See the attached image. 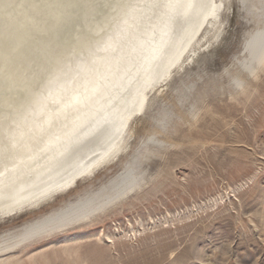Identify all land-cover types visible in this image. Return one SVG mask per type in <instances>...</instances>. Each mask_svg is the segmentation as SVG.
<instances>
[{
    "label": "rangeland",
    "instance_id": "rangeland-1",
    "mask_svg": "<svg viewBox=\"0 0 264 264\" xmlns=\"http://www.w3.org/2000/svg\"><path fill=\"white\" fill-rule=\"evenodd\" d=\"M118 1L29 6L42 29L11 45L16 84L0 81V171L18 169L0 185L1 210L96 152L118 115L109 103L132 83L145 102L115 156L39 206L0 213V238L95 195L125 166L135 187L89 223L0 251V264H264V65L242 63L264 0Z\"/></svg>",
    "mask_w": 264,
    "mask_h": 264
},
{
    "label": "bare ground",
    "instance_id": "bare-ground-1",
    "mask_svg": "<svg viewBox=\"0 0 264 264\" xmlns=\"http://www.w3.org/2000/svg\"><path fill=\"white\" fill-rule=\"evenodd\" d=\"M118 2H120V0ZM142 2H141V4H142ZM101 3L103 4L104 2H101ZM30 4L36 5L34 0H0V81L2 78L1 76H6V78H8L7 79L8 82H10L13 85L16 84L15 76L17 77V75L14 76L16 71L15 72L13 71L14 68L11 67L13 65V63H11L12 61H9V60L13 59L12 57H10V53L15 49L14 47H16V49L17 48L21 49L22 47L19 48V46H23L25 48L26 46L28 47L29 45H31V40L34 39V37H36V32H37L36 28H38V30H39V28L42 29L41 21L39 19L40 15L38 13H36L34 15L29 13ZM98 4L96 3L97 8H100V11H101L102 7H98ZM100 4H99V6H102ZM183 4H185V3H183ZM139 6H141V5H139ZM115 7H117V5ZM215 8H216V5L211 7V10L209 12L210 17L214 14ZM96 11H98V10H96ZM92 13H93L92 15H94L95 12L92 11ZM92 15H91V19L93 18ZM209 19L207 18L205 21H208ZM89 20L86 22H89ZM93 21H94V19H93ZM212 23L208 22L207 24H212ZM85 26H86V24H85ZM74 33H73V35H74ZM62 38H63V36H62ZM164 38H162V40ZM167 38H168V36H167ZM67 39H69V38H67ZM191 42H189V43L191 44ZM11 45H13L14 49L12 48ZM244 45H245V47L243 49L245 50L247 56L245 55L246 58L244 60H242L243 66L246 69H250L253 62L256 64V67H257V65L263 66L264 65V29H260V30L255 31V33H253L251 36H249L247 42H245ZM55 46H57V45L55 44ZM54 48H56V47H54ZM185 49H186V47H185ZM49 51H51V50H49ZM16 53H17V51H16ZM63 53H64V51H63ZM243 53H244V51H243ZM12 54H11V56L14 55V54L13 55ZM155 57H156V54H155ZM57 59H55V60H57ZM48 60L50 61L51 59H48ZM150 61L151 60H149V62ZM32 62L34 63V60H32ZM52 62H53V60H52ZM19 64H20V62H19ZM40 66H42V65H40ZM256 67L254 66L255 69H257ZM35 68L36 67H34L33 69H35ZM44 68L45 67H43V69ZM245 68H243V69H245ZM46 70H44V71H46ZM40 71H41V69H40ZM250 71L255 72L256 70L253 71V68H252V69H250ZM38 72L34 73V76H36V75L38 76V74H39ZM31 75H33V74H31ZM250 75H253V73H251ZM34 76L32 78L33 80L31 82L30 87L35 85V83L39 80L38 78H36L37 76L36 77H34ZM255 77H256V75H255ZM26 78H28V77H26ZM149 78H150V76H149ZM29 79L30 78H28V80ZM20 84H22V81ZM132 84L134 85V83H132ZM133 85H131V89L129 90L127 97L126 98L123 97L125 99H123V100L119 99V102H117L118 101L117 100L115 102L109 103L108 107L105 106L109 110H112L113 107L118 106V108L115 109L116 113L118 115L116 116V118H114L113 126L110 128V131H109L110 134L106 135L104 141L101 143V146L98 148V150L96 152L92 153L90 156L84 158L82 160V162L77 163L76 165L74 164L67 171L62 172V173L60 171V174L57 175L55 178L51 179L50 181L42 180L41 182H37L36 184L34 183L35 185L31 186L32 187L31 190H27V191L23 192V195H25L24 198H20L22 196H19V195L23 191V189L25 187V185H24L23 189L20 193L18 192L15 194H11V197H9V199H7V202H9L10 204L8 206L2 208V210L0 209V213L2 214V216L4 214L5 215H13V214H16V213L22 211L25 208L34 207L37 205L39 206V204L43 203L47 199H51L60 191L64 192L65 189L71 188L74 185V183L78 182L79 180H81L85 177L90 176L96 170H98L100 167H102L107 161H109L113 156H115L117 154V151L120 148V144L123 143V134L125 131V127L127 125V120L135 112H137L138 110H141V108L145 102V94L144 93L138 94L137 88L135 86L132 87ZM6 86H7V84H6ZM101 108H103V107H101ZM103 113H104V111H103ZM105 116H107V115H105ZM108 116H109V114H108ZM104 119H107V118H104ZM60 133H61V131H60ZM88 135H90V134H88ZM57 142L58 141H55L54 143H57ZM80 159H82V158H80ZM43 163L46 164L47 162H42V163L40 162V164H42L44 166ZM9 166H8V168L5 167L4 169H2L0 171V185H1V183L5 182L8 178H10L11 176H15L16 171H18V169L15 170L14 167H9ZM46 167H48V166H46ZM41 169H42V167H41ZM37 170H39V169H37ZM19 171H21V170H19ZM41 171L44 172V170H41ZM33 173H31V174H33ZM23 174L24 173H22V175ZM38 178L39 177L29 178L28 176H26L25 180H28L26 184H31V182L33 180L38 179ZM135 181H136V177L134 176V173H133L131 167L125 166L123 172L117 174L116 176H114L110 180H108L107 184L106 185L104 184V186H102L95 195L94 194H85L83 197L77 196L78 198L76 197L77 198L76 201L71 202V203L69 202L67 204H63V206L61 205L62 207L60 206L58 209H55V210L51 211L50 213L41 216L37 220L32 221L30 223H27L23 227L16 229V230L2 236L0 238V249H1L0 251L5 252V251L11 250V249L17 247L18 245H20L22 243H25L26 241L27 242L33 241V240L40 238V237H43V236H49L53 233L63 232L65 230H68V229L75 227V226H78L80 224L91 222V220L94 219V217L96 216L95 214L98 211H101V209L112 204L119 197H121V196L129 193L131 190H133V188L135 187ZM17 182H18V180H17ZM14 189H16V188H14ZM4 190H6V189H4ZM13 193H14V191H13ZM15 196H18V198ZM0 197H2V196H0Z\"/></svg>",
    "mask_w": 264,
    "mask_h": 264
}]
</instances>
